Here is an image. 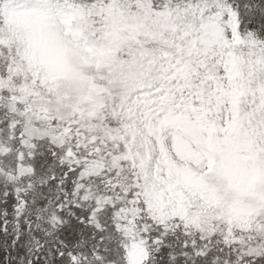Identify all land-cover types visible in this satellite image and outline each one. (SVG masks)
Segmentation results:
<instances>
[{
  "label": "snow or ice",
  "instance_id": "6c2138e0",
  "mask_svg": "<svg viewBox=\"0 0 264 264\" xmlns=\"http://www.w3.org/2000/svg\"><path fill=\"white\" fill-rule=\"evenodd\" d=\"M0 264H264V0H0Z\"/></svg>",
  "mask_w": 264,
  "mask_h": 264
}]
</instances>
